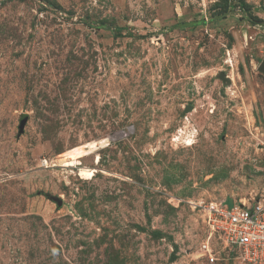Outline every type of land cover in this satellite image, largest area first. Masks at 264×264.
Segmentation results:
<instances>
[{"label": "rangeland", "instance_id": "rangeland-1", "mask_svg": "<svg viewBox=\"0 0 264 264\" xmlns=\"http://www.w3.org/2000/svg\"><path fill=\"white\" fill-rule=\"evenodd\" d=\"M263 62L264 0H0V264H246Z\"/></svg>", "mask_w": 264, "mask_h": 264}, {"label": "built area", "instance_id": "built-area-1", "mask_svg": "<svg viewBox=\"0 0 264 264\" xmlns=\"http://www.w3.org/2000/svg\"><path fill=\"white\" fill-rule=\"evenodd\" d=\"M200 208L209 231L219 234L224 244L238 253L237 259L246 264H264V195L232 207L228 203H210ZM202 250L210 264L218 261L209 243Z\"/></svg>", "mask_w": 264, "mask_h": 264}, {"label": "water", "instance_id": "water-1", "mask_svg": "<svg viewBox=\"0 0 264 264\" xmlns=\"http://www.w3.org/2000/svg\"><path fill=\"white\" fill-rule=\"evenodd\" d=\"M260 71L262 72V73H264V62L262 63V65L260 66ZM24 125H25V122H23L22 124H21V131H23V129H24ZM50 198H51V200H53V201H55V202H57V204H58V206H62V200L61 199H59V198H57V197H53V196H50Z\"/></svg>", "mask_w": 264, "mask_h": 264}, {"label": "bare ground", "instance_id": "bare-ground-1", "mask_svg": "<svg viewBox=\"0 0 264 264\" xmlns=\"http://www.w3.org/2000/svg\"><path fill=\"white\" fill-rule=\"evenodd\" d=\"M194 137V136H193ZM193 137L192 136H190V137H188V139L186 140V145H188V146H191L192 145V143L194 142L192 139H193ZM176 143V142H175ZM79 157L81 156V155H78Z\"/></svg>", "mask_w": 264, "mask_h": 264}, {"label": "trees", "instance_id": "trees-1", "mask_svg": "<svg viewBox=\"0 0 264 264\" xmlns=\"http://www.w3.org/2000/svg\"><path fill=\"white\" fill-rule=\"evenodd\" d=\"M242 8L244 9V10H249V6L246 4V3H242ZM241 8V9H242Z\"/></svg>", "mask_w": 264, "mask_h": 264}]
</instances>
